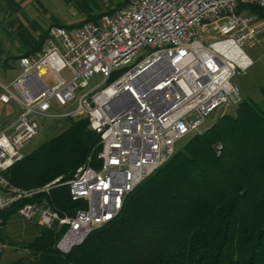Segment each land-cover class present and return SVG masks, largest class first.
Masks as SVG:
<instances>
[{
	"label": "built area",
	"instance_id": "1",
	"mask_svg": "<svg viewBox=\"0 0 264 264\" xmlns=\"http://www.w3.org/2000/svg\"><path fill=\"white\" fill-rule=\"evenodd\" d=\"M248 6L264 10V0H127L75 29L49 27L40 49L18 58L19 74L0 83V107H18L0 117V214L24 201L16 209L24 221L38 215L41 227H65L56 243L62 254L113 221L179 142L240 102L233 79L253 65L243 45L264 37V17ZM95 74L102 82L76 97ZM81 117L100 151L64 182L81 206L62 215L46 197L60 177L26 190L4 173L23 159L42 119ZM6 249L0 240V259Z\"/></svg>",
	"mask_w": 264,
	"mask_h": 264
},
{
	"label": "trees",
	"instance_id": "2",
	"mask_svg": "<svg viewBox=\"0 0 264 264\" xmlns=\"http://www.w3.org/2000/svg\"><path fill=\"white\" fill-rule=\"evenodd\" d=\"M246 8L264 17L258 7ZM43 40L23 56L38 51ZM63 120L61 132L4 176L26 190L60 177L46 197L71 216L81 204L70 200L64 182L96 158L100 145L86 118ZM23 202L0 214L3 242L7 221ZM33 226L39 229L34 238L19 246L30 257L9 264H264V102L241 98L233 113L189 137L125 198L113 221L67 254L56 248L65 227Z\"/></svg>",
	"mask_w": 264,
	"mask_h": 264
},
{
	"label": "crops",
	"instance_id": "3",
	"mask_svg": "<svg viewBox=\"0 0 264 264\" xmlns=\"http://www.w3.org/2000/svg\"><path fill=\"white\" fill-rule=\"evenodd\" d=\"M127 0H0V83L19 74L18 58L31 51L51 26L79 27L112 13Z\"/></svg>",
	"mask_w": 264,
	"mask_h": 264
},
{
	"label": "rangeland",
	"instance_id": "4",
	"mask_svg": "<svg viewBox=\"0 0 264 264\" xmlns=\"http://www.w3.org/2000/svg\"><path fill=\"white\" fill-rule=\"evenodd\" d=\"M245 52L253 59V65L242 75H237L233 81L238 84L241 90V98L249 97L256 103H263L264 99L261 95V88H264V37L261 42H248L243 45ZM63 75L68 76V72L64 71ZM1 80V78H0ZM102 82L101 75L95 74L90 78L88 82V87L86 89H78L75 91L76 97L79 96L85 90L93 88L94 86ZM109 82V81H108ZM105 85V83L103 84ZM99 85V87L103 86ZM74 107V104L70 105L68 109ZM18 109L14 104H9L7 106L0 107V117L4 114L13 115V113ZM235 106L227 107L226 109H221L219 111L213 112L209 119L208 125L210 126L216 119L225 113H233ZM42 130L40 133L26 146L24 149L25 155L31 153L37 149L40 145L45 143L52 136L58 134L65 128L64 120L60 119L57 121L55 119H42ZM188 140L185 139L178 143L177 149L181 148L184 143ZM38 215L34 217L32 222H26L19 216H11L4 230L5 242L7 244L6 252L1 257V264H9L18 258H29L30 253L26 250H20V243L24 241H30L34 238L35 234L39 230L34 227L37 221Z\"/></svg>",
	"mask_w": 264,
	"mask_h": 264
},
{
	"label": "water",
	"instance_id": "5",
	"mask_svg": "<svg viewBox=\"0 0 264 264\" xmlns=\"http://www.w3.org/2000/svg\"><path fill=\"white\" fill-rule=\"evenodd\" d=\"M55 226V225H54Z\"/></svg>",
	"mask_w": 264,
	"mask_h": 264
}]
</instances>
